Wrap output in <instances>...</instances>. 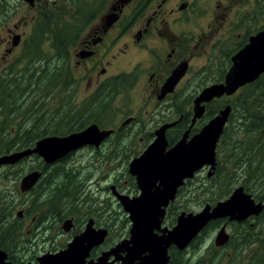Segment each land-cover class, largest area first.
I'll return each instance as SVG.
<instances>
[{
    "label": "flooded vegetation",
    "instance_id": "flooded-vegetation-1",
    "mask_svg": "<svg viewBox=\"0 0 264 264\" xmlns=\"http://www.w3.org/2000/svg\"><path fill=\"white\" fill-rule=\"evenodd\" d=\"M38 1L39 0L36 2ZM88 1L89 0H85V2ZM90 1L91 3L93 2V0ZM106 1L108 0H94L93 3L95 4V2H97V6H102L100 7L101 9H95L93 15H86V17L82 19L78 39L72 49L70 60L72 71L71 86H73L74 81H76L79 83L80 87L84 85L87 90L91 89L87 98L95 95L94 98H97L99 102L101 100H107V104H97V106L99 105L103 110L109 111L110 108L114 109V105L118 104L115 102L119 98L125 96L130 97L132 101L139 102L140 105L137 106V108L131 106L130 108H134L133 113L130 115L128 114L129 116L127 115L128 117L123 119L122 122L119 121V125L118 123L110 122L109 125L103 124V126H101L102 124L93 122L98 124L101 130H112L111 134H109L99 146L86 144L71 151L67 156L83 149L100 151L103 145L107 142H111L110 140L115 137L116 140L111 142L112 147L115 148L113 150V155L119 156V150L121 148L120 139L122 135H124L125 138L129 140L130 145L131 143L133 146L138 144L141 145L140 150L137 151L136 154H131L133 160L144 153V151L157 139L158 132L162 131L163 128L165 129L164 135L167 141L166 149L168 150L184 137L190 140L193 136L198 134L202 128L227 105H231L232 107L233 95H235L239 89L232 95L225 93L220 97H214L210 101L203 102L202 104L205 106L204 113L200 117L194 118L195 98L204 88L213 84L225 82L226 75L233 64L232 56L249 42L251 35H254L251 34L248 36L246 42L232 52V55L230 54V60L228 59L229 67L227 70L225 69L221 77H213L215 73L213 72L211 64L215 66V62H217L214 60L215 46L219 39L225 35L224 32L220 33V31H218L215 24L219 23L221 20H226L227 12H225V9L227 7L229 8L235 3L240 4L243 0H109V3L105 5ZM212 1H214V3L210 4ZM248 1L249 4H253L254 0ZM107 5L109 8L102 14L106 10H104V7L106 6L107 8ZM212 5H215L220 11L218 14H216ZM217 31L220 33L219 36L216 35ZM8 32L7 36L0 41V59L13 51L12 40L10 39L12 37L11 32L13 31L9 30ZM132 52L141 54L142 57L130 61L128 57ZM122 62H125L130 68L127 70L124 69L125 67H120ZM184 62L188 64L185 75L178 81L173 91L164 93V86L168 78L172 72ZM115 67L117 71L113 72L112 70ZM194 71L196 74L194 75V79L191 80L198 81L199 91L191 98V101L187 105H184V102H181L183 97L178 95L179 89L184 80L187 79L190 74L192 76ZM96 80V84L93 83ZM106 92L108 94H105ZM169 102H173V105H169L172 109L171 114L168 113ZM76 103H82L83 106H85L83 100L77 101V93ZM108 111L103 112V114ZM142 114L147 115L143 116ZM230 126L231 114L224 126L221 137L224 131ZM127 133L136 134L139 143L135 142L136 139H131V136H128ZM125 143L126 142H123L122 145H126ZM218 145L216 168L211 175L208 174V171V178L212 177L217 171L219 164ZM125 147L130 149L128 145ZM131 148L130 150L132 151L133 147L131 146ZM39 159L41 164H43V162L46 163L42 157ZM55 162L46 164L52 165ZM130 162L127 168L129 177L133 180L135 190H130V188L127 187L124 188L122 184H118L119 181L116 178H114L113 183L108 185L113 197L117 200L118 208L121 210L114 211V207H112L109 211L112 215V219L109 222H105V208L101 207L99 197L97 195H92V193H88L86 199L91 198L89 200L91 205L83 207L81 211L74 214L72 213L70 216L67 214L65 215L67 217L60 218V221H64L61 225V229H58V231H61L62 234L60 237L64 236L63 239L56 237L57 229L54 227V224L57 223L56 216L60 215L59 211L62 202H60L58 207L59 213L54 212L57 211L56 209L42 207L43 203H48L46 200L35 203V201H37L35 198L46 197L53 192H50V186L47 189L46 183H40L46 171L43 169H33L39 170L42 173L41 178L29 191H22L20 189V194L23 195V197L32 194L34 198L32 209L35 211V216L31 218L30 224L26 226H24V220L23 224L17 223L18 228L19 225H22V227L19 232L17 230L19 237L16 240H10L8 244V240L4 243L3 238L0 236V253H5V259H0V264H45V258L51 259L50 257L53 255L67 250L74 239L82 235L87 229L91 230V232L96 235L97 239L101 233L104 234V237L102 240L96 241L95 239V243L81 248L76 256L78 257V260L76 259V264L101 263L99 261L106 253L113 252L115 248L130 237V229L133 223L129 213L124 209L117 196L118 194H124L134 198L141 194L137 175L132 174L130 171ZM209 168V165L204 166L199 171H205ZM199 171H197L192 178L185 180L184 185L178 188L175 199L171 200L170 203L164 207L165 213L162 216L160 228L154 229L156 235H166L177 224L178 218L183 212H193L184 210L181 199H184V197H182L184 194L183 189L189 181L194 180ZM37 189L39 190L37 191ZM125 189L128 193H126ZM232 192L233 191H231L229 196ZM215 204H211V206ZM106 210H109V207H106ZM199 211L193 213H198ZM24 212L25 211L21 209L18 216L22 217ZM119 212L125 216V219L121 216L119 219L114 216ZM245 220H233L230 216L211 219L184 247H180L175 243L168 246L167 261H165L164 264H191L193 262L194 264H224V262H226L225 264H238L239 261L234 262L232 257L230 261L228 260L231 256V252L227 251L230 244L233 242L232 232L228 231L229 229L231 231V226L235 224L241 225ZM120 223H122L123 228L128 225V229L122 232L117 231L116 234L111 235L112 232L116 231L115 229ZM7 225V222L1 224L2 227H8ZM222 227H225L230 238L226 243L217 245L216 236ZM209 230H217L214 233V250H224L225 253L219 254L216 260H213V258L208 260H205V258L203 260L198 258L199 260H196L197 258H193L195 255L193 249L196 247L197 241L204 237ZM244 235V233L239 234L240 237ZM7 236V231H5V237L7 238ZM243 241H246V239ZM152 242L144 241L143 243L150 244ZM154 244L159 243L156 242ZM131 245L132 243L130 246ZM126 248L127 246H124V249H119L118 253H111L108 259L102 264H145L143 258L150 253L148 248L142 249L140 253L132 257V260L126 257L129 252ZM190 249L193 254L191 255V253H188L190 255L188 256L186 253ZM156 251L158 252V250ZM159 251L162 252L161 249ZM135 253H133V255ZM262 255H264V251ZM72 256L73 255L70 254L67 257L68 263L69 260H74ZM157 257L159 262L156 260L155 262H151V264H163L161 263V258L159 256ZM213 261H215V263ZM246 264H248V262Z\"/></svg>",
    "mask_w": 264,
    "mask_h": 264
},
{
    "label": "trees",
    "instance_id": "trees-1",
    "mask_svg": "<svg viewBox=\"0 0 264 264\" xmlns=\"http://www.w3.org/2000/svg\"><path fill=\"white\" fill-rule=\"evenodd\" d=\"M258 2H261L262 5L254 8L253 13L256 14V17L252 18V13H250L246 15L245 19L256 21L259 15L264 13V0H258ZM97 5V2L94 4L81 0V3L75 7V12H72L73 16H70L69 22L65 17L62 18V15L57 14V7L52 6L49 11L43 10L44 12L36 22L34 33L24 43L21 56L22 67L17 70L7 68L0 72L2 75L0 76V154L34 146L37 140L46 136H64L82 130L92 122H100L99 112H96L93 107L97 104H107L108 101L101 100L99 102L96 98V101L88 102L86 107L76 103L71 79L60 75L67 69L64 62L69 57L68 45L77 40L82 19L86 15H93L95 9L100 10L102 7ZM68 14L71 15V11ZM249 19L248 21H251ZM46 41L50 43L48 49L44 47ZM233 49L234 52L237 49L236 46ZM229 56L227 54V60H230ZM59 70L60 73H57ZM68 118L74 122L72 125L70 124L71 126L66 125ZM226 140L229 142L226 143ZM122 143L123 141H120L123 147ZM220 144V153L225 154L228 150L230 152L232 169L234 168L231 180L240 177V184L246 192L256 191L257 188L253 185H261L264 182V174L261 175V169L264 171V72L255 81L243 86L242 90L232 99L231 126L224 131ZM127 151V149H122L123 154ZM71 155L72 153L62 157L52 165L39 162L37 166L30 169L46 171L40 181L41 184L47 175L49 177L48 184H55L56 192L41 197V200H46L48 203L45 205L56 209L57 211L54 212L57 213H59L58 199L62 197L59 193L62 195L64 188L71 191L72 184L76 181L79 184V174L76 173L78 170L69 163ZM31 157L40 158L37 155ZM27 159L24 158L14 166H7L8 170L15 177L23 176L26 172H15L14 168ZM224 162L229 167L227 157ZM222 164L223 160H220L216 173L208 178L207 189L202 187L204 197L211 195L214 200L215 196H217L216 199L226 196L227 188L215 191L216 176L219 179L222 175L224 177L230 174L222 168ZM50 168L52 172L49 170ZM228 178L224 177L223 179ZM187 184H192V181ZM222 185L225 186V183L223 182ZM260 190L261 188L256 191L257 194L254 192L256 198L259 199ZM8 191L9 195H4L3 191H0V236L4 243L8 240L9 244L10 240H16L19 237L17 233V223L19 222L18 218L14 217V211L22 205V201L18 202L12 191ZM50 192H52L51 188ZM208 202L209 200L204 198L202 204ZM5 222L8 227L1 226ZM5 231H7V238ZM252 231L254 234H251V230L248 233L247 228L241 230L245 234L242 238L247 240V244L256 243L259 240L257 233L259 230ZM262 243H264V238ZM256 260L248 264H255Z\"/></svg>",
    "mask_w": 264,
    "mask_h": 264
},
{
    "label": "rangeland",
    "instance_id": "rangeland-1",
    "mask_svg": "<svg viewBox=\"0 0 264 264\" xmlns=\"http://www.w3.org/2000/svg\"><path fill=\"white\" fill-rule=\"evenodd\" d=\"M36 1L32 6L29 2H26V0H0V41L7 36L9 30L13 31L11 32L12 34V37L10 38L11 40L13 39L14 34H21V40L17 46H13L12 53L7 54L6 56H4V58L0 59V72H3V70L7 68H12L13 70H17L22 67L23 64L21 63V56L24 49V43L26 42V40L30 39L31 35L34 33L36 22L39 19L41 13L44 12L43 10L49 11V8H51L52 6L57 7L58 8L57 14L62 15V18L65 17V19L68 20L69 22V20H71L70 16H73L72 12H75L76 10L75 7L79 3H81V0H75V1L72 0L71 1L69 0L40 1L39 0L38 2ZM88 2L91 1L89 0ZM248 2H249L248 0H243L240 2V4L235 3L233 4V6H230L229 8L227 7L225 9V12H227L226 20L225 21L221 20L219 23L215 24L218 31H220V33L224 32L225 35L219 39V41L215 46L214 60H216L217 62H215V66L211 64V67L213 68V72L215 73V76L213 77H221V74L224 73L225 69L226 70L228 69L229 61L227 60V54L229 56V54L233 52L234 46H236V48H239V46L246 41L248 36H250L251 34H255L259 29L264 27V13H261L256 21H254V19L251 20L249 18L248 19L251 21L245 19L246 15L250 13H252V18H254V16L256 17V14L253 13L254 8L257 7L258 5H262L261 3L262 1L258 2V0H254L253 4L252 3L249 4ZM107 3H109V0L106 1L105 5ZM213 3L214 1L210 2V4ZM108 8H109L108 5L107 8L105 6L104 10L105 9L106 10L102 14H104ZM212 8L216 12V14L220 12L215 5L214 6L212 5ZM69 11H71V15L70 14L67 15ZM62 12H64V14H62ZM218 31L216 33L217 36L220 35ZM76 41L77 40H75L71 45H68L67 47L69 57L68 59H66L67 62L66 61L64 62L65 66H67V69H65L64 73H60V70L57 71V73H60V75H63L71 79V82H72V71L70 67V60H71L72 49L75 46ZM49 45H50L49 41L48 42L46 41L44 47L48 49ZM140 57H142L141 54L132 52L131 55L128 57V59H130V61H134L136 59H139ZM120 67H125L124 69L127 70L130 68V66L126 65L125 62L124 63L122 62L120 64ZM116 69L117 68L115 67L112 71L115 72L117 71ZM195 74L196 72L194 71V74L192 76L190 74V76L187 79H185L182 85L180 86L178 95L183 97L181 102H184V105H187L191 101V98L194 97L199 91L198 81L191 80L194 79ZM96 82L97 80L94 81L93 83L96 84ZM72 89L74 91L75 97L77 93V101L79 102V100L80 101L83 100V102H85L84 103L85 107L88 105V102L91 101L94 102L97 100L96 98H94L95 95L87 98V95L91 92V89L87 90L86 87H84V85L80 87L79 83L76 81H74ZM241 90L242 87L241 89L239 88L236 94H238ZM236 94L233 95L232 99L235 98ZM125 95H129V94H125ZM115 103L118 104L114 105V109L110 108L109 111L103 110L100 106L93 107L96 112H99V117H98V119L100 120L99 123H101L102 125L103 124L109 125L110 122L111 123H118L119 121L122 122L123 119H125L131 113H133L134 108H130L131 106L137 108V106L140 105L139 102L132 101L131 98L128 96L119 98ZM170 104L173 105V102H169L168 107ZM57 105L58 104H56V106ZM105 111L108 112L102 114ZM171 111L172 109L171 107H169L168 113L171 114ZM142 115L144 116L147 114H142ZM71 121L72 120L68 118V120L66 121L67 122L66 125L71 126L74 123ZM119 124L120 123H118V125ZM132 133H127V134L128 136H131V139L133 138L136 139L135 140L136 143L137 142L139 143L138 136ZM123 136L124 135H122L120 141L126 142L125 143L126 145H123V147L121 146L119 150V156L113 155V150L115 148L112 147V143H111L114 140H116V137L110 140L111 142H107L105 145H103L100 151L83 149L71 155V159L69 160V163L73 164L74 168H77L78 170V172L76 173L79 174L78 175L79 184L76 181L72 184L71 191L67 189L65 190L64 188L62 190L63 191L62 195L59 193V195L62 196L60 199H58L59 204L60 202H62L63 204L61 203L60 205V211L58 210L60 212L59 213L60 215L56 216L57 223L55 222L56 224H54V227H56L57 229V235H56L57 238L60 239L64 238V236L60 237L62 233L61 231H58V229H61V225L64 221V220L60 221V218L67 217L65 216L67 214L68 216H70V214L72 213L74 214L81 211L83 207L91 205V202L89 201L91 198L86 199L88 193H92V195H97L99 197L101 202V207L105 208L104 220L105 222H109L112 219V215L109 213L111 208L114 207L113 209L114 211H118L121 209L118 208L117 200L115 197H113V194L111 193L108 185L113 183L114 178H116L119 181L118 184L120 185L122 184L124 188L127 187L130 188V190L133 189L135 190L133 180H131L129 177L127 165L133 158L131 157L132 156L131 154L132 153L136 154V152L140 150L141 145L138 144L133 146L132 143L130 145L129 140L125 138V136L124 137ZM228 142L229 141L226 140V143ZM218 143H219L218 145L219 162L220 160L221 161L223 160L222 168L225 171H227V173L230 172V174H227L224 177L228 178V176H230V178L224 180L223 175L219 179L218 176H216L214 182L216 185L215 191L217 192V190L220 191L222 189L227 188V191L225 192L226 196L224 197L222 196L223 197L222 199L219 198L216 199L217 196H215L214 200L212 199L211 195H206L204 197L202 187L204 186L206 187V189L208 187L207 173L209 169H206L205 171L201 170L198 172V174L192 181V184H187L183 189L184 195H182V197H184V199H181V203L183 204L184 210L186 211H193V212H197L199 210L201 211L205 205L202 204L204 198L209 200L208 203L212 202L211 204H215L220 200L226 199L228 195L231 193V191H233L235 188L242 186V184H240L241 182L240 177H236L235 180H231L232 179L231 175L233 174L232 172H234V168L232 169V160H231V156L229 155L230 152L228 150L225 154L220 153L219 148L221 144L219 141ZM127 145L128 148L130 149H132L131 148L132 146L133 150L131 151L130 149H127V147H125ZM122 149H127L128 151L123 154ZM231 149L232 147L230 148V150ZM226 157L228 160L229 167H227L226 163L224 162V160H226ZM39 160L40 159H37L35 157L33 158L30 157L25 162L19 164L18 166H15L14 170L15 172L25 173L28 170H30L33 166H37L39 164ZM49 170L52 172L51 168ZM262 174H264V171H262L261 169V175ZM8 177L9 179L5 180V178ZM21 178L22 176L15 177V175H13V173L8 170L7 166L0 167V191H3L4 195L5 194L9 195L10 192L8 190H11L12 194L17 197L18 202L20 200L22 201L23 199L25 200V201L23 200L22 205L18 206V208L15 209L14 212L16 214L14 213V217L18 218L19 224H23V220H24V226H26L27 224H30L31 218L35 216V211L32 209L33 208L32 202L34 198L32 194H29L25 197H23V195L20 194ZM48 181H49V177L47 175V177L44 178L42 184L47 183V189L50 186L52 192H56L55 191L56 189L54 188L55 184L53 183L48 184ZM263 181H264V177H263ZM223 182L225 183V186L222 185ZM253 186L257 188V189L254 188L256 191H258L261 188V190L258 193L260 199L256 198V194H257L256 191H254L256 194L254 192H250V194H252L253 198L255 199V203L262 202L264 205V182L261 183V185H257V186L253 185ZM38 190L39 189H37V191ZM126 193H128L127 190ZM35 199L37 200L35 201L36 203L41 200V197H37ZM45 204H42V207H48ZM106 207L107 208L109 207V210H106ZM21 209L25 211L22 217L18 216L19 211ZM114 216H116L118 219L120 218V216L123 219H125V216L122 215L121 212L117 213ZM121 226L122 223H120V225L115 229L116 231L112 232L111 235L116 234L117 231L122 232L123 230L128 229V225L125 228H123V226L121 228ZM21 227L22 225H19V228L17 229L18 232L20 231ZM243 228H247L248 233L251 230V234H254L252 230L258 229L259 232L257 233L259 234V240L256 243L247 244V240L243 241L245 239L239 236V234H242L241 230ZM216 231L217 230L215 231L209 230L204 237H202L200 240L197 241V245L193 249V252L195 253L193 258L195 259L197 258L196 260H199L198 258H201L202 260L204 258L205 260L213 258V260H216L219 254L225 253L224 250H219V251L214 250V240H215L214 233ZM228 232H232V236H233V242L230 244L228 251L226 249L227 252H231V256L228 259L229 261L231 260L232 257L234 262L239 261L238 264H246L247 262L250 263L253 260L255 261V259H257L255 264H264V255H262V252L264 251V243H262V239L264 238V209L259 215H252L247 220H245L241 225L235 224L231 226V231L229 229ZM188 253L189 254L191 253V255L193 254L191 249L188 250L186 254ZM189 254L188 256H190ZM213 262L215 263V261ZM225 263L226 262H224V264ZM191 264H194V262Z\"/></svg>",
    "mask_w": 264,
    "mask_h": 264
},
{
    "label": "water",
    "instance_id": "water-1",
    "mask_svg": "<svg viewBox=\"0 0 264 264\" xmlns=\"http://www.w3.org/2000/svg\"><path fill=\"white\" fill-rule=\"evenodd\" d=\"M26 1L33 5L35 0ZM20 40L21 34H14L12 45L17 46ZM232 62L224 83L213 84L204 88L195 98L194 118L200 117L204 113L203 102L210 101L214 97H220L225 93L232 95L239 88L255 81L262 75L264 72V28L250 36L249 42L232 56ZM187 69L188 64L184 62L172 72L164 86V93L174 90ZM231 112V105H227L198 134L190 140L184 137L168 150L166 149L167 141L163 128L162 131L158 132L157 139L144 153L130 162V171L137 175L141 194L134 198L124 194L117 195L133 223L130 229V237L115 248L113 252L106 253L100 259L99 262L101 263L98 264L106 261L111 253H118L119 249H124V246H127L126 250L129 251L126 257L131 260L142 249L148 248L150 253L143 258L145 264L158 261L157 256L161 258V263L164 264L167 261L168 246L175 243L184 247L211 219L230 216L233 220L243 221L262 212L263 203H255L253 196L247 193L243 186H239L233 190L228 198L217 202L214 206L207 204L198 213L183 212L179 216L177 224L166 235L158 236L154 233L155 228H160L162 216L165 213L164 207L175 199L178 188L184 185L185 180L192 178L204 166L209 165V175L215 170L218 141ZM111 132L112 130H101L98 124L92 123L83 130L64 136H46L37 140L34 146L1 154L0 167L15 165L34 154L42 157L47 164H51L86 144L99 146ZM41 176L42 173L39 170L27 172L21 178L20 189L29 191ZM101 234L97 239L96 235L87 229L82 235L74 239L67 250L53 255L50 257L51 259L45 258V264H67V257L70 254L73 255L74 260H69L68 264H76L78 251L97 240H102L104 234ZM229 238L225 227H222L216 236V243L222 245ZM144 241L153 242L145 244ZM156 242L160 245L154 244ZM160 249L162 252L159 251ZM133 253L135 254L133 255ZM0 259H5L4 252L0 253Z\"/></svg>",
    "mask_w": 264,
    "mask_h": 264
}]
</instances>
